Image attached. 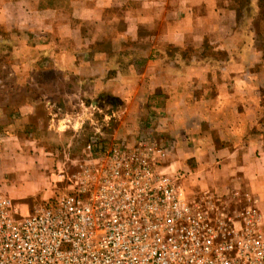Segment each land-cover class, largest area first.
Wrapping results in <instances>:
<instances>
[{
  "label": "crops",
  "instance_id": "obj_1",
  "mask_svg": "<svg viewBox=\"0 0 264 264\" xmlns=\"http://www.w3.org/2000/svg\"><path fill=\"white\" fill-rule=\"evenodd\" d=\"M48 1L0 0V43L17 45L22 67L12 74L19 82L59 73L84 81L81 91L122 92V105L148 108L178 133L180 162L204 173L188 184L221 195L239 187L250 192L264 230V51L252 44L238 58L229 51L217 68L198 67L194 54L182 52L227 46L238 24L235 0ZM168 46L178 47L177 63ZM37 106L24 102L20 111L29 117ZM9 139L0 136V153Z\"/></svg>",
  "mask_w": 264,
  "mask_h": 264
},
{
  "label": "built area",
  "instance_id": "obj_2",
  "mask_svg": "<svg viewBox=\"0 0 264 264\" xmlns=\"http://www.w3.org/2000/svg\"><path fill=\"white\" fill-rule=\"evenodd\" d=\"M114 118H89L91 135L51 174L46 205L15 203L0 186V264H264L250 192L190 191L164 136L106 132Z\"/></svg>",
  "mask_w": 264,
  "mask_h": 264
},
{
  "label": "rangeland",
  "instance_id": "obj_3",
  "mask_svg": "<svg viewBox=\"0 0 264 264\" xmlns=\"http://www.w3.org/2000/svg\"><path fill=\"white\" fill-rule=\"evenodd\" d=\"M232 5L240 9V20L230 30L232 35L227 46L212 49L209 43L190 45L182 49L184 57L194 54L193 61L198 67L217 68L224 64L229 51L235 58L246 55L251 44L264 51V12L258 10L254 0L247 5L234 1ZM253 35L256 36L255 43H252ZM14 46L17 45L0 43V136H10L9 140L3 142L7 148L0 153V186L15 203L26 204L33 209L50 202L56 194L50 183L51 174L58 172L65 163L71 165V159L78 156L92 132L93 125H90L89 118L99 119V123L106 127L100 119L107 115L116 118L110 121L108 129L104 128L106 132L125 137L136 134L145 126L164 136L170 146L168 161L187 173L185 183L190 191L198 190L188 184L189 180L195 176L203 178L204 173L195 175L190 160L188 163L192 166L189 168L193 172L180 162L178 133L171 132L173 129L166 130L169 129L167 123L150 117L148 113L152 112L148 108L142 109L130 102L122 105V92L103 90L94 93L90 88L81 91L79 85L84 81L80 82L76 77L65 79L59 73H40L33 79L23 76L21 84L12 74V71L22 67L15 56ZM164 51L174 61L175 57L178 58V47L168 46ZM183 62L186 64L181 67L186 69L190 61ZM28 101L37 102L38 106L34 109V115L24 117L20 105ZM6 131L13 132V136L5 134Z\"/></svg>",
  "mask_w": 264,
  "mask_h": 264
},
{
  "label": "trees",
  "instance_id": "obj_4",
  "mask_svg": "<svg viewBox=\"0 0 264 264\" xmlns=\"http://www.w3.org/2000/svg\"><path fill=\"white\" fill-rule=\"evenodd\" d=\"M67 1L68 0H49L48 3L50 5L56 6L58 4H66ZM235 2H237V4H239V5H247V4H249L250 0H235ZM258 3H259V8H260L259 11H261V13H263L264 12V0H258ZM234 8H236L237 19L239 21L240 20L239 19L240 9L237 6H234Z\"/></svg>",
  "mask_w": 264,
  "mask_h": 264
}]
</instances>
